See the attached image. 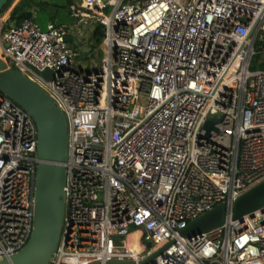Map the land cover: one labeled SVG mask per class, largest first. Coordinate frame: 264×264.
<instances>
[{"label":"built area","instance_id":"built-area-1","mask_svg":"<svg viewBox=\"0 0 264 264\" xmlns=\"http://www.w3.org/2000/svg\"><path fill=\"white\" fill-rule=\"evenodd\" d=\"M71 15L46 29L0 16V58L67 118L51 264H264V209L233 218L264 180V68H251L264 64V0H82ZM91 22L105 55L78 66L68 36ZM40 161L34 118L0 90V261L32 235ZM220 204L224 224L180 234Z\"/></svg>","mask_w":264,"mask_h":264},{"label":"water","instance_id":"water-1","mask_svg":"<svg viewBox=\"0 0 264 264\" xmlns=\"http://www.w3.org/2000/svg\"><path fill=\"white\" fill-rule=\"evenodd\" d=\"M76 1L78 5L82 4V0ZM9 2L10 0H0V16ZM19 17L22 20L32 18V12H21ZM43 75L51 79L53 71L46 69ZM0 90L34 118L38 129V155L41 160L35 180V217L32 235L19 252L9 259L1 260L0 264H51L65 220L67 118L40 86L19 70L7 68V64L1 58ZM219 121L220 118L217 116L208 118L205 124L208 134L212 130L218 131L215 125ZM258 209H264V180L239 196L234 205L233 218L241 219L246 214L252 215ZM226 219L227 205L220 204L190 221L180 230V234L192 238L221 226ZM108 264H134V262L110 261Z\"/></svg>","mask_w":264,"mask_h":264},{"label":"crops","instance_id":"crops-1","mask_svg":"<svg viewBox=\"0 0 264 264\" xmlns=\"http://www.w3.org/2000/svg\"><path fill=\"white\" fill-rule=\"evenodd\" d=\"M40 1L43 0H17L15 4H13L6 18L5 19L2 18V19L6 20L7 26H12L20 23L21 20L20 21L12 20L13 22H9V20L12 19L11 17L13 15V12L15 11L16 8H18L21 12L24 11L32 12V18L35 20L34 12L39 9ZM76 4L77 2H74V0H65V3L63 5L64 14H62V18H63L62 21L59 18H56V19H49L48 23L57 22L59 24H71L73 22V17L71 15L72 6ZM3 13L1 15H3ZM98 26L99 24L95 22H91L90 24L85 25L83 29L82 28H80V30L75 29L72 32H70L68 36V41L71 44V46L77 51L78 55L76 57V64L78 66H86V65L91 66L94 64H100L98 61L99 60L98 50L102 47L101 44L98 45L96 43V39H95V31Z\"/></svg>","mask_w":264,"mask_h":264},{"label":"rangeland","instance_id":"rangeland-1","mask_svg":"<svg viewBox=\"0 0 264 264\" xmlns=\"http://www.w3.org/2000/svg\"><path fill=\"white\" fill-rule=\"evenodd\" d=\"M74 2H77V1L74 0ZM64 3H65V0H48V1L43 0V1H40L39 9L34 12V17L36 20L35 22H37L42 29H46L49 19L59 18L62 21V19H63L62 14H64V8H63ZM9 4L10 3L7 4V6L2 11V13L7 9ZM13 4H15V3H13ZM76 5H78V4H76ZM21 21H22V19H21ZM53 21H55V20H53ZM9 22H13L12 19H10ZM84 27H85V25H81L82 29ZM98 53H99V60L98 61L101 64L102 59L105 55L103 48H100L98 50ZM251 68L252 69L264 68V64H259L258 62H253ZM134 230L135 229H132V234L135 233ZM138 247L141 249L142 245L139 244Z\"/></svg>","mask_w":264,"mask_h":264},{"label":"trees","instance_id":"trees-1","mask_svg":"<svg viewBox=\"0 0 264 264\" xmlns=\"http://www.w3.org/2000/svg\"><path fill=\"white\" fill-rule=\"evenodd\" d=\"M17 0H10V4H9V6H8V8L6 9V11L5 12H7V13H9V11L11 10V8H12V5H13V3H15ZM21 13V11L18 9V8H16L15 9V11L13 12V15H12V20H17V21H20L21 19H20V17H19V14ZM20 19V20H19ZM103 38H104V30H103V28H102V26L101 25H99L98 27H97V29H96V31H95V39H96V43L99 45V44H101L102 43V41H103Z\"/></svg>","mask_w":264,"mask_h":264},{"label":"bare ground","instance_id":"bare-ground-1","mask_svg":"<svg viewBox=\"0 0 264 264\" xmlns=\"http://www.w3.org/2000/svg\"><path fill=\"white\" fill-rule=\"evenodd\" d=\"M7 15H8V13H7V12H4L3 15H2V18L5 19ZM136 236H137V233H134V234L132 235V237H131V242H130V246H131L132 248H134L135 250H138L139 247H138V245H137V243H136Z\"/></svg>","mask_w":264,"mask_h":264}]
</instances>
